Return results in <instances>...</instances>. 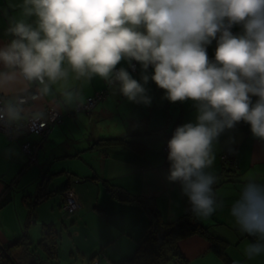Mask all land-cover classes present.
I'll use <instances>...</instances> for the list:
<instances>
[{
    "label": "clouds",
    "instance_id": "9594fccd",
    "mask_svg": "<svg viewBox=\"0 0 264 264\" xmlns=\"http://www.w3.org/2000/svg\"><path fill=\"white\" fill-rule=\"evenodd\" d=\"M9 7L18 14L4 13L11 39L0 45V126L43 120L49 96L78 107L77 84L94 77L150 106L152 80L164 99L192 101L196 113L167 141L166 181L180 185L198 218L223 208L214 191L218 177L209 171L220 137L243 121L264 142V0H21ZM237 25L243 31L234 35ZM122 60L133 71L132 61L139 63V81L117 67ZM230 215L254 238L243 249L247 260L264 256V183L250 178Z\"/></svg>",
    "mask_w": 264,
    "mask_h": 264
},
{
    "label": "crops",
    "instance_id": "0c3cea01",
    "mask_svg": "<svg viewBox=\"0 0 264 264\" xmlns=\"http://www.w3.org/2000/svg\"><path fill=\"white\" fill-rule=\"evenodd\" d=\"M19 3L21 0H0V45L11 39L5 36L8 20L4 13L17 15L18 9L9 5ZM234 27L243 30L240 25ZM216 47V40L207 46L210 60L215 58ZM117 67L129 69L123 60ZM153 72L150 66L148 73ZM131 75L140 80L139 63L137 73ZM77 86L81 88L85 102L108 85L101 78L94 77L91 83H78ZM146 87L152 97L150 106L129 102L111 88L108 97L99 102L92 115L76 112L77 107L64 106L59 95L47 97L43 110L54 108L63 122L54 128L43 145L38 164L30 165L21 147L25 142L39 141L38 136L22 132L11 141L0 133L1 242L17 239L24 230L32 233L37 225L52 224L60 234V250L69 252L77 263L85 264L94 257L108 258L112 263L130 258L148 230L149 214L138 204L117 202L105 186L108 183L126 189L133 196L151 199L169 221L189 211L190 205L180 185L168 183L165 179L169 163L164 147L177 126L195 120L193 102H169L163 98L165 90L152 80ZM256 99L252 97L253 102ZM124 137L135 142V146L126 143L103 145L106 144L104 140ZM232 147H236L240 177L234 183L226 182L229 178H224L217 192L224 206L204 219L208 224H218L217 229L221 231L225 226L231 228V234L223 237L228 243L227 255L231 264H264V256L247 260L243 255V249L253 240L239 230L230 215L231 204L250 178L264 183V142L254 138L250 125L243 121L235 129L226 131L220 137L216 160L209 169L216 176L220 174L219 178H223L221 156ZM80 168L88 171L83 174ZM69 172L73 174L71 185L77 183L74 193L80 204L72 216L67 215L62 207V191L68 185ZM45 174L52 175V179L43 182V192L53 190L55 195L39 203L33 222L29 207L39 195L38 183ZM182 249L187 264H225L200 237L185 241Z\"/></svg>",
    "mask_w": 264,
    "mask_h": 264
},
{
    "label": "trees",
    "instance_id": "16d2710c",
    "mask_svg": "<svg viewBox=\"0 0 264 264\" xmlns=\"http://www.w3.org/2000/svg\"><path fill=\"white\" fill-rule=\"evenodd\" d=\"M233 28L236 29L235 27ZM236 30L239 32V34H241L243 31L239 29H236ZM132 63L135 64L136 66L135 71H133L132 68L130 67L128 70L131 73L136 74L137 69H138V63L135 61H132ZM108 88H109V85L106 87V89H104L101 92L96 93L93 96L106 92ZM108 95H109V91L105 93L104 99H106ZM95 109L96 108H94L90 112L85 113V111H80L77 107L76 112H81L85 114L89 113L92 115ZM62 122L63 121L61 120V123ZM59 124L60 123L58 124L55 123L54 126L51 128V130H53ZM23 130L24 129H22L21 132H23ZM51 130L47 132L45 135L34 134L39 137V141L34 142V143L27 142L32 147H37L38 149L37 154H36L37 161H35L32 164H38V156L40 153L39 149L41 147V144L47 140L48 135L51 132ZM172 134L168 136V140L171 139ZM104 142L106 143V144H103L104 146H108L107 144L117 145V144H122V143H126V145L130 144L132 146H135V142H130L125 137L104 140ZM166 145L167 143L165 144V146ZM232 148H233L232 150L234 151V157L231 160H229L230 163H225L221 159V168H222L221 173H222L223 178H219L220 174L217 175L218 182L216 185H214V191L216 192L218 200L220 199L218 197L217 192H218V189L221 187L222 185L221 182L224 181V178H229L226 182L234 183L235 180L240 177L239 171H238L239 166H238V161H237V154L235 150L236 147H232ZM164 153L166 156L168 155V152L165 151V147H164ZM68 175H69L68 185L62 191L64 195V204L62 207L64 209V212L67 215L72 216L78 210L74 213H70L69 211L65 209L68 193L70 191L75 190L74 184L71 185L73 174L69 172ZM51 176L52 175L48 176L47 174H45L43 176L42 181L38 183V186L41 188L39 190L40 191L39 195L37 199L31 203L29 207L30 208L29 209L30 219L33 222H35V211L39 203L48 200L50 197L53 196L52 194L55 195V191L53 190L47 191L45 193L43 192L44 183L50 181L52 179ZM105 186L107 190L112 194V197L117 202L123 203V204H138L141 206L143 210H145L149 214L150 221H149L148 230L146 234L144 235L142 241L136 247L135 252L130 258L124 261H121L119 263H112L110 262L108 258L105 259L103 257H94L93 259L87 260L85 264H169L172 262H175L177 264H187L188 259L183 253L182 245L185 241L191 238H194V237H200L204 239L208 243V246L211 252L216 257L221 259L225 264H231V260L227 255L228 243L221 235L222 231L220 229H217L218 224H213V225L208 224L204 218L196 217L190 212V210L185 215L181 216L180 218L174 221H169L166 218H164L163 215H161L155 203L151 199L140 197V196H133L126 189L118 185H114L112 183H108ZM41 227L43 230V235H42L41 241L37 243L38 247H40L44 251L45 255H47V257L51 259V264H60L59 262H55L61 259L60 254L62 252V249L60 250L59 232L55 229L54 225L52 224H43L41 225ZM22 233H24V235L20 238ZM31 234L32 233L31 232L29 233L28 230L27 231L24 230L23 232L20 233V236L18 237L20 239H18L16 243H13L16 239L10 241L11 243H13L11 245L7 244L9 243V241H7L6 243L0 241V244H3L5 246L7 244L6 247L8 248L4 250V251L7 250L6 253H4V260H3L4 264H10L9 258L12 259L13 264H18L15 257L12 255V251L13 252L17 251L19 253H24V254L28 252V254L35 255L33 252V246L34 244H36V242L32 241ZM247 236L252 240L254 239L253 237L249 235ZM66 261L70 262L69 264H79L76 262V259L71 258L69 254H67ZM80 263L84 264L83 262H80Z\"/></svg>",
    "mask_w": 264,
    "mask_h": 264
},
{
    "label": "rangeland",
    "instance_id": "374dc122",
    "mask_svg": "<svg viewBox=\"0 0 264 264\" xmlns=\"http://www.w3.org/2000/svg\"><path fill=\"white\" fill-rule=\"evenodd\" d=\"M112 87H109L108 89H107V91H109L110 89H111ZM106 91V92H107ZM89 98H92V96L91 97H89ZM88 98V99H89ZM105 98V97H104ZM35 99V98H34ZM87 99V100H88ZM87 100H85V102H83V103H86V102H88ZM98 106V105H97ZM97 106L95 107V108H97ZM44 112H45V116H44V118H47L46 120H49V119H54V118H56V116H58L59 115V113H58V111H56L54 108H51V107H48V108H45V110H44ZM87 115H91V114H87ZM49 117V118H48ZM60 117H61V115H60ZM35 122V121H34ZM61 124V123H60ZM43 128V126H40L39 127V130L40 129H42ZM30 129L32 130V127L30 126ZM34 129H37V128H35L34 127ZM54 130V129H53ZM53 130H51V132L49 133V135H48V138H49V136H50V134L52 133V131ZM6 132V131H5ZM23 132H25V134H27V135H29V134H38V133H36V132H29V131H27V130H23ZM0 133H2V134H4V132H2V131H0ZM13 133V132H12ZM11 133V134H12ZM20 133H22L21 131H19L18 130V132H16V134L14 135V137H9L8 135H6V134H4L9 140H11V141H13V140H16L17 139V136L20 134ZM38 135H41V134H38ZM47 138V139H48ZM47 141V140H46ZM45 141V142H46ZM45 142H43L42 144H41V147H40V149H39V151H41V149L43 148V145L45 144ZM27 144H29V143H27V142H25V143H23L22 145H21V147H22V150H23V152L25 153V155H26V157H27V159H28V163L30 164V165H32V163H34L33 161H32V158H31V160H30V158H29V156L26 154V152H25V149H24V147H25V145H27ZM37 151H38V149H37ZM34 156V155H33ZM221 159L223 160V155L221 156ZM224 161H225V163H226V161H227V163H230L229 162V160L226 158V160L224 159ZM83 164L86 166V167H89L88 165V163H86V162H83ZM79 171L81 172V173H83V174H85L86 173V171H88V169H86V168H80L79 169ZM73 173H75V174H77L76 172H73ZM78 176H81V175H79V174H77ZM92 177H94V176H92ZM91 177V178H92ZM74 187H75V189H76V187H77V183L76 184H74ZM36 221V220H35ZM40 224H42V222H40ZM231 232H232V230H231V228L230 227H223V230H222V233H223V237H224V235H227V233H230L231 234ZM24 235V233H22L21 234V236H20V238L22 237ZM42 235H43V230H42V227L40 226V225H37V229H35L33 232H32V234H31V239H32V241H34V242H36V244H34V246H33V252H34V254L35 255H32V254H28V252H26L25 254L24 253H19V252H17V251H15V252H13L12 250V255L15 257V259H16V261L18 262V264H51V259H49V257H47V255H45V253H44V251L40 248V247H38V245H37V243L39 242V241H41V239H42ZM20 238H17L13 243H16L17 241H18V239H20ZM13 243H11L10 241H9V243L8 244H13ZM6 246H7V244H6ZM5 245H3V244H1V247H2V249H8L7 247H6ZM0 247V248H1ZM11 249V248H10ZM7 251V250H6ZM10 253V252H9ZM8 253V254H9ZM67 254H69V252L68 253H65V252H61V254H60V258L61 259H59L58 261H55V262H59L60 264H69L70 262H67L66 261V259H67ZM44 256V257H43ZM9 261H10V264H13V262H12V259L11 258H9ZM79 264H81V263H79Z\"/></svg>",
    "mask_w": 264,
    "mask_h": 264
},
{
    "label": "built area",
    "instance_id": "2783aa9c",
    "mask_svg": "<svg viewBox=\"0 0 264 264\" xmlns=\"http://www.w3.org/2000/svg\"><path fill=\"white\" fill-rule=\"evenodd\" d=\"M231 31L233 32L234 35L239 34V32L234 28H232ZM109 87H111V86L109 85ZM105 93L106 92L98 94L96 96H93L92 98H89L87 100L88 102L80 104L78 106V109L80 111H85V113L92 111L98 105V103L104 99ZM46 119L47 118H44L43 120H40V121L32 122L29 125L21 128V129L5 128L3 126H0V131L4 132V134L8 135L9 137H14L16 132H18V130L22 131V129H25V130L29 131L30 133L36 132L38 134L45 135L47 132H49L51 130V128L54 126L55 123H57V124L61 123L60 114L58 116H56V118H54V119H49V120H46ZM30 126L32 127V130L30 129ZM40 126H43V128L39 130ZM34 127L37 129H34ZM24 149H25L26 154L29 156L30 160L32 158L33 162L37 161V155H36L37 154V147H32L30 144H27V145H25ZM165 151L168 152L167 145L165 146ZM233 157H234V151L229 150L228 152L223 154V161H224V159L226 160V158L228 160H231ZM226 163H227V161H226ZM66 202L67 203L65 205V209L67 211H69L70 213L76 212L80 207L79 202L75 197L74 190L70 191L68 193ZM0 247H1V244H0ZM4 253H6V251H4V249H2V247H1L0 248V264H4V262H3Z\"/></svg>",
    "mask_w": 264,
    "mask_h": 264
}]
</instances>
